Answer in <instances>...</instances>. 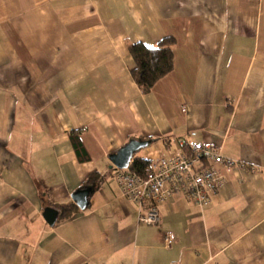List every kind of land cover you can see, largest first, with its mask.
Segmentation results:
<instances>
[{
	"label": "crops",
	"instance_id": "crops-1",
	"mask_svg": "<svg viewBox=\"0 0 264 264\" xmlns=\"http://www.w3.org/2000/svg\"><path fill=\"white\" fill-rule=\"evenodd\" d=\"M165 36L173 68L144 93L128 45ZM133 139L150 161L207 143L247 166L146 225L108 158ZM0 264H264V0H0Z\"/></svg>",
	"mask_w": 264,
	"mask_h": 264
},
{
	"label": "built area",
	"instance_id": "built-area-1",
	"mask_svg": "<svg viewBox=\"0 0 264 264\" xmlns=\"http://www.w3.org/2000/svg\"><path fill=\"white\" fill-rule=\"evenodd\" d=\"M246 166L242 160L223 156L221 145L201 143L151 160L142 175L128 168L115 169L114 178L121 195L136 205L138 222L155 225L158 205L170 196L180 194L202 208L218 195L228 171ZM173 240L168 232L164 245L171 246Z\"/></svg>",
	"mask_w": 264,
	"mask_h": 264
},
{
	"label": "trees",
	"instance_id": "trees-1",
	"mask_svg": "<svg viewBox=\"0 0 264 264\" xmlns=\"http://www.w3.org/2000/svg\"><path fill=\"white\" fill-rule=\"evenodd\" d=\"M175 39L172 36L161 38L155 46L147 47L141 42L130 43L128 52L134 62L130 75L138 87L145 93L151 90L155 83L167 75L173 68V46ZM70 141L79 161L88 160V155L80 141V131L76 130L70 135ZM151 143V139L142 140ZM150 160L133 156L128 169L142 175ZM98 176L91 174L86 183L96 184ZM89 190H91L89 188ZM59 208L60 217H68L77 207L74 204L54 205Z\"/></svg>",
	"mask_w": 264,
	"mask_h": 264
},
{
	"label": "water",
	"instance_id": "water-1",
	"mask_svg": "<svg viewBox=\"0 0 264 264\" xmlns=\"http://www.w3.org/2000/svg\"><path fill=\"white\" fill-rule=\"evenodd\" d=\"M148 143L142 140H130L124 146L119 148L115 153L108 156L112 166L116 169H126L129 167L135 152L141 148L147 146ZM88 188H82L76 190L72 194L73 202L81 210L85 208L87 204V196L89 195ZM57 211L52 207H46L43 209L42 217L49 226H53L57 220Z\"/></svg>",
	"mask_w": 264,
	"mask_h": 264
}]
</instances>
